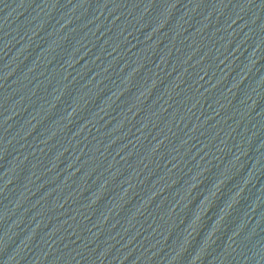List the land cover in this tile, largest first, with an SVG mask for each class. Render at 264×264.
Segmentation results:
<instances>
[{"label": "water", "instance_id": "water-1", "mask_svg": "<svg viewBox=\"0 0 264 264\" xmlns=\"http://www.w3.org/2000/svg\"><path fill=\"white\" fill-rule=\"evenodd\" d=\"M0 264H264V0H0Z\"/></svg>", "mask_w": 264, "mask_h": 264}]
</instances>
